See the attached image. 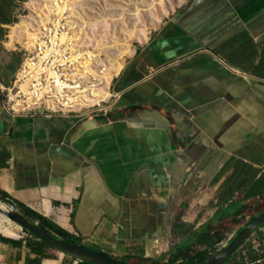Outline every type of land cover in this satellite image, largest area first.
<instances>
[{
  "label": "crops",
  "instance_id": "obj_1",
  "mask_svg": "<svg viewBox=\"0 0 264 264\" xmlns=\"http://www.w3.org/2000/svg\"><path fill=\"white\" fill-rule=\"evenodd\" d=\"M31 11L0 0L4 86ZM111 72L106 115L14 118L0 100V191L128 264L194 255L213 226L235 235L264 207V0H187ZM11 239L0 264H83Z\"/></svg>",
  "mask_w": 264,
  "mask_h": 264
},
{
  "label": "built area",
  "instance_id": "obj_2",
  "mask_svg": "<svg viewBox=\"0 0 264 264\" xmlns=\"http://www.w3.org/2000/svg\"><path fill=\"white\" fill-rule=\"evenodd\" d=\"M29 2L31 16L19 30L22 65L11 86L0 83L4 110L14 118L106 115L122 94L111 89L110 71L121 63L115 34L92 18L87 0Z\"/></svg>",
  "mask_w": 264,
  "mask_h": 264
},
{
  "label": "rangeland",
  "instance_id": "obj_3",
  "mask_svg": "<svg viewBox=\"0 0 264 264\" xmlns=\"http://www.w3.org/2000/svg\"><path fill=\"white\" fill-rule=\"evenodd\" d=\"M187 0H87L89 5V12L92 18H100L104 20L107 25L106 31H112L117 39L116 48L114 51H119L120 56L115 58V61H122L129 54V49L135 46L139 40L146 38L154 29H156L163 20L169 16L178 7L182 6ZM97 9H104L105 11L98 17ZM117 13V14H116ZM116 14V15H114ZM120 18V23H115V19ZM27 17V16H26ZM116 24V25H115ZM126 40H125V38ZM11 211V205L0 199ZM12 229L16 236H8L14 239H35L31 237L20 226L12 222ZM264 233V226L261 228ZM2 234V233H0ZM5 235V234H2ZM7 236V235H5ZM223 242L226 244L228 239ZM250 241V242H249ZM246 242L252 243L255 248L260 246L256 235H252L250 240ZM221 244V246L223 245Z\"/></svg>",
  "mask_w": 264,
  "mask_h": 264
},
{
  "label": "water",
  "instance_id": "obj_4",
  "mask_svg": "<svg viewBox=\"0 0 264 264\" xmlns=\"http://www.w3.org/2000/svg\"><path fill=\"white\" fill-rule=\"evenodd\" d=\"M0 199L11 205L12 209L6 215L12 222L61 253L80 262L89 264H125L107 253L90 249L83 244L69 242L58 235L46 231L38 222L28 219L20 212L12 200L2 197ZM262 225H264V210L247 220L239 231L230 237L228 242L204 264H227L234 254L243 247Z\"/></svg>",
  "mask_w": 264,
  "mask_h": 264
},
{
  "label": "trees",
  "instance_id": "obj_5",
  "mask_svg": "<svg viewBox=\"0 0 264 264\" xmlns=\"http://www.w3.org/2000/svg\"><path fill=\"white\" fill-rule=\"evenodd\" d=\"M0 197L7 198V194L3 191H0ZM18 210L22 212L28 219L36 221L39 223V225L45 229L46 231L53 233L55 235L60 236L61 238L66 239L69 242L80 244L79 241L74 239L66 230L61 228L59 225H57L52 220L48 219L47 217L43 216L42 214L36 212L35 210L31 209L30 207L13 201ZM264 207L257 210V212H260L263 210ZM245 219V218H244ZM264 225H262L255 233L256 239L259 241L260 246L256 249L252 243H246L243 245L242 248H240L234 256L229 260L228 263L236 262V264L240 262H244L247 260H255L259 258L260 256L264 255V233L261 231V228ZM210 228V226H209ZM227 229L225 227H216L213 226L210 228L209 231H207L205 234L201 236V239L198 244H201V246H204L205 248L198 251L196 254L192 255L190 253L181 254V253H170L169 254V260L166 263H163L161 260H145L141 264H172L175 260L182 258L184 261L188 260L187 262H184L182 264H204L207 260H209L211 257H213L219 249H221V244L227 239L226 237ZM28 233V232H27ZM29 234V233H28ZM31 237L35 238L39 244L43 246L50 247L46 243L38 240L35 236ZM0 239L6 242H12L13 240L11 238L5 237L0 235ZM250 240V239H249ZM248 240V241H249ZM250 242V241H249ZM192 245H189V249L191 250ZM246 250V252H245ZM240 257V259H238ZM125 264V261H122ZM83 264H89L86 262H82Z\"/></svg>",
  "mask_w": 264,
  "mask_h": 264
},
{
  "label": "bare ground",
  "instance_id": "obj_6",
  "mask_svg": "<svg viewBox=\"0 0 264 264\" xmlns=\"http://www.w3.org/2000/svg\"><path fill=\"white\" fill-rule=\"evenodd\" d=\"M7 212H8V208L6 207V205L0 203V233L5 234L7 236L15 237L16 234L12 229V221L6 215Z\"/></svg>",
  "mask_w": 264,
  "mask_h": 264
}]
</instances>
